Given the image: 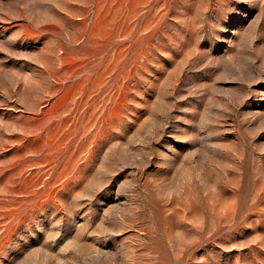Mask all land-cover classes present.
<instances>
[{"label": "rangeland", "instance_id": "374dc122", "mask_svg": "<svg viewBox=\"0 0 264 264\" xmlns=\"http://www.w3.org/2000/svg\"><path fill=\"white\" fill-rule=\"evenodd\" d=\"M0 264H264V0H0Z\"/></svg>", "mask_w": 264, "mask_h": 264}]
</instances>
